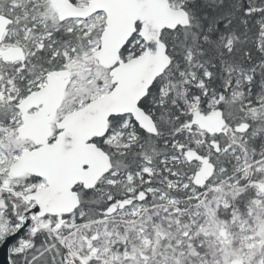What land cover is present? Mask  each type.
Segmentation results:
<instances>
[{"label": "snow or ice", "instance_id": "snow-or-ice-1", "mask_svg": "<svg viewBox=\"0 0 264 264\" xmlns=\"http://www.w3.org/2000/svg\"><path fill=\"white\" fill-rule=\"evenodd\" d=\"M4 264H264V0H0Z\"/></svg>", "mask_w": 264, "mask_h": 264}, {"label": "water", "instance_id": "water-1", "mask_svg": "<svg viewBox=\"0 0 264 264\" xmlns=\"http://www.w3.org/2000/svg\"><path fill=\"white\" fill-rule=\"evenodd\" d=\"M0 264H4V254L0 253Z\"/></svg>", "mask_w": 264, "mask_h": 264}]
</instances>
